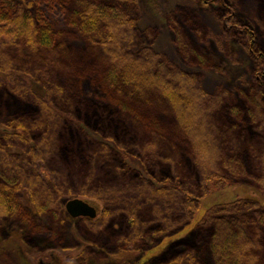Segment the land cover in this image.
Listing matches in <instances>:
<instances>
[{"label":"rangeland","instance_id":"obj_1","mask_svg":"<svg viewBox=\"0 0 264 264\" xmlns=\"http://www.w3.org/2000/svg\"><path fill=\"white\" fill-rule=\"evenodd\" d=\"M81 2L136 21L143 45L151 46L162 60L197 75L210 94L225 95L216 118L222 128L233 129L232 150L226 158L236 161L235 168L222 166L225 188L209 191L201 200L195 222L172 237L163 239L154 232L177 221L179 198L169 205L163 197L135 188L144 182L168 186L176 176H184L185 184L197 186L200 175L190 144L178 131L164 97L150 92L144 99H123L106 86L99 43L91 42L76 26ZM13 3L16 7L25 3L26 14L52 31L55 49L50 60L54 57L56 66L45 75L62 92L56 96L47 121L37 103L0 89V147L5 146L2 136L7 132L13 136V126L26 124L21 139H27L29 147L41 142L46 168L56 177L46 185L60 187L62 198L60 207L53 203L47 211L39 212L28 193L10 194L14 211L0 218V264H38L41 257L44 264H190L191 259L195 264H218L211 243L213 227H197L198 221L217 204L238 199L261 201L264 62L261 56L256 59L250 53L246 46L250 36L243 33H253L264 55V0ZM10 54L22 57L25 52L14 48ZM34 74L41 79L38 72ZM33 89L43 93L36 82ZM149 139L154 150L146 149ZM234 144L245 148L238 150ZM11 151L17 156L25 152L16 146ZM0 189H5L1 179ZM84 190L89 191L87 195L82 194ZM104 190L109 202L97 194ZM113 193L119 196L113 198ZM8 194L5 192V197ZM119 197L131 200L147 229L142 241L132 246H128L127 206ZM72 198L94 205L97 217L90 221L73 218L65 208ZM106 210L109 215L104 214ZM232 217L242 219L237 214ZM243 223L252 224L245 218ZM261 228L262 252L254 264H264V223ZM50 253H56L55 258Z\"/></svg>","mask_w":264,"mask_h":264},{"label":"trees","instance_id":"obj_2","mask_svg":"<svg viewBox=\"0 0 264 264\" xmlns=\"http://www.w3.org/2000/svg\"><path fill=\"white\" fill-rule=\"evenodd\" d=\"M26 13L25 3L16 7L13 0H0V89H8L23 101L37 103L48 121V112L54 108L55 98L62 92L45 75L56 66L54 57L50 60L55 49L54 39L50 28L40 25L35 17ZM75 22L91 42L97 40L99 43L102 52L100 57L104 58L105 63L103 78L106 86L123 99H144L150 92L164 97L171 106L169 108L178 131L190 144L200 175L197 186L185 184L184 176L183 179L182 176H176L168 186L156 187L144 182L135 188L139 192L163 197L164 203L169 205L179 198L181 214L177 216V221L154 232L156 235L161 234L163 239L172 237L195 222L203 198L213 190L225 188L227 179L221 173L222 166L235 168L236 161L226 158V154L232 150L233 129L222 128L216 118L225 95L210 94L197 75L162 60L151 46L143 45L137 22L129 17H121L98 5L81 2L76 10ZM243 35L250 36L246 46L256 59L261 56L263 64L264 55L255 44L253 33L250 31ZM14 48H23L25 55L12 56L10 49ZM34 72H38L40 80L34 78ZM48 77L51 79L49 74ZM35 82L43 89L40 95L35 89L32 91ZM26 126L20 122L13 126V136L8 132L2 136L5 146L0 147V179L5 189H0V218L14 211L10 194L15 191L28 193L39 212L47 211L53 203L61 206L60 187L46 185L49 179L55 177V172L51 173L46 168L44 154L40 151L41 142L29 147L26 145L28 140L21 139L23 137L20 134L26 133ZM234 145L238 150L245 148ZM14 146L25 152L17 156L11 151ZM145 146L148 150L155 148L150 139ZM260 175L261 201L238 199L214 205L196 223L197 227H213L211 243L218 264H254L260 259L262 249L259 233L264 223V172ZM5 192H9L7 198ZM88 192L82 194L87 195ZM97 194L103 197V201L109 202L105 190ZM116 196L119 195L113 193V198ZM119 198L127 206L125 212L130 223L128 246H132L142 241L147 229L139 220L138 210L131 205V200ZM104 214L109 215L110 212L106 210ZM234 214L241 215L242 219L235 220L232 217ZM244 218L252 224L243 223ZM84 219L90 221L89 218ZM189 261L195 264V259Z\"/></svg>","mask_w":264,"mask_h":264},{"label":"water","instance_id":"obj_3","mask_svg":"<svg viewBox=\"0 0 264 264\" xmlns=\"http://www.w3.org/2000/svg\"><path fill=\"white\" fill-rule=\"evenodd\" d=\"M65 208L73 218L95 219L98 215L96 207L82 198L69 199L65 204Z\"/></svg>","mask_w":264,"mask_h":264},{"label":"flooded vegetation","instance_id":"obj_4","mask_svg":"<svg viewBox=\"0 0 264 264\" xmlns=\"http://www.w3.org/2000/svg\"><path fill=\"white\" fill-rule=\"evenodd\" d=\"M97 212H98V210H97ZM81 219H83L84 217H80ZM55 254L56 253H50V255L53 257V258H55ZM45 263V260H44V258L43 257H41L40 259H39V261H38V264H44ZM61 263H62V261H61Z\"/></svg>","mask_w":264,"mask_h":264}]
</instances>
